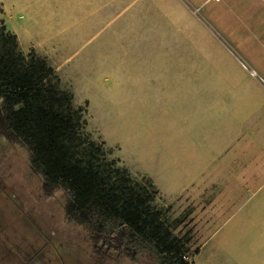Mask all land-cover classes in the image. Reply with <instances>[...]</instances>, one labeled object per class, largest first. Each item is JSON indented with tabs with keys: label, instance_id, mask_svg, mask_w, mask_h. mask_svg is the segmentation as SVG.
Masks as SVG:
<instances>
[{
	"label": "crops",
	"instance_id": "0c3cea01",
	"mask_svg": "<svg viewBox=\"0 0 264 264\" xmlns=\"http://www.w3.org/2000/svg\"><path fill=\"white\" fill-rule=\"evenodd\" d=\"M0 7L20 50L48 61L75 106L87 103L91 136L130 173L161 194L217 187L225 204L264 203V0Z\"/></svg>",
	"mask_w": 264,
	"mask_h": 264
},
{
	"label": "trees",
	"instance_id": "16d2710c",
	"mask_svg": "<svg viewBox=\"0 0 264 264\" xmlns=\"http://www.w3.org/2000/svg\"><path fill=\"white\" fill-rule=\"evenodd\" d=\"M86 111L74 105L44 57L20 50L0 16V139L28 149L41 195L67 194L65 214L85 230L99 261L147 255L152 263L189 264L188 238L174 234L189 213L167 225L153 204L152 180L141 182L118 158L107 157L86 130Z\"/></svg>",
	"mask_w": 264,
	"mask_h": 264
},
{
	"label": "rangeland",
	"instance_id": "374dc122",
	"mask_svg": "<svg viewBox=\"0 0 264 264\" xmlns=\"http://www.w3.org/2000/svg\"><path fill=\"white\" fill-rule=\"evenodd\" d=\"M79 106L87 109V103ZM96 125L92 121L91 126ZM94 140L109 151L108 158H117L102 141ZM29 158L22 143L0 139L1 236L16 243L25 237L65 264H157L147 255L138 260L99 261L85 230L65 214L67 194L59 189L43 197L42 180L32 172ZM131 175L144 182L141 178L145 175ZM173 193L171 188L163 190L164 195L158 190L153 204L163 211L167 225L180 214L189 213L174 230V234L188 238L189 264H264V203L225 204L217 198L224 196L217 187L196 197Z\"/></svg>",
	"mask_w": 264,
	"mask_h": 264
},
{
	"label": "flooded vegetation",
	"instance_id": "af4514ba",
	"mask_svg": "<svg viewBox=\"0 0 264 264\" xmlns=\"http://www.w3.org/2000/svg\"><path fill=\"white\" fill-rule=\"evenodd\" d=\"M43 248L44 246L36 247L25 237L16 243L9 241L7 236L0 235V264H65L58 257H50Z\"/></svg>",
	"mask_w": 264,
	"mask_h": 264
},
{
	"label": "built area",
	"instance_id": "2783aa9c",
	"mask_svg": "<svg viewBox=\"0 0 264 264\" xmlns=\"http://www.w3.org/2000/svg\"><path fill=\"white\" fill-rule=\"evenodd\" d=\"M216 1H217V0H216ZM249 72H250L251 75H253V76H257L255 70H253V69H249Z\"/></svg>",
	"mask_w": 264,
	"mask_h": 264
}]
</instances>
